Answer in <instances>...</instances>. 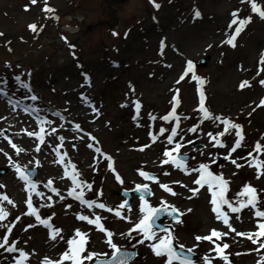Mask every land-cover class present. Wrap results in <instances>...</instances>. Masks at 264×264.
I'll use <instances>...</instances> for the list:
<instances>
[{
  "label": "rangeland",
  "instance_id": "obj_1",
  "mask_svg": "<svg viewBox=\"0 0 264 264\" xmlns=\"http://www.w3.org/2000/svg\"><path fill=\"white\" fill-rule=\"evenodd\" d=\"M155 2L160 5L158 9L151 0H47V6L54 10L48 13L44 10V0H37L34 5L31 0H0V33H3L0 35V82L3 84L0 85L12 97L24 99L32 108H39V115L51 121L45 125L46 132L51 133H46V147L37 151L35 161L30 157L26 163H20L35 169L33 180L40 192L47 190L43 198L33 193V205L38 208L42 219L51 217L50 223L63 230L61 235L65 241L75 229H80L89 233L90 251L107 252L110 256L112 250L104 243L105 234L76 218L77 213L94 218L92 213L95 212L104 218L105 227L115 233L113 240L118 246L133 249L135 244L138 255L130 264H164V258L155 256L148 242L137 243L142 237L134 234V239L129 240L120 236L133 227L132 223L113 213L72 205L65 200L72 181L64 176V172L71 161L80 173L79 179L92 185V191L84 190L86 199H95L115 208L126 199L124 194L128 191L132 196L130 215L133 222L140 217L139 194L133 190L137 184H149L154 195L148 200L153 207L159 206L163 199L183 213L181 223L163 222L171 226L174 236L185 245V249L195 246V264H203L205 254L213 258L212 264H226L211 251L215 247L213 243L195 239L196 236L210 235L213 229L228 233L220 240L215 237L213 240L221 247L224 243L229 245L225 254L230 264H264L261 261L264 248L256 250L259 243L264 242V237L253 243L246 236L236 234L259 231L260 218L254 216V210L243 209L239 219L236 213L229 212V222L236 230L230 231L211 211V194L206 186L196 196L189 191L198 187L193 184L196 174L186 175L171 164L161 165L166 159L163 152L174 147V144H167L169 133L159 136L156 142L149 135L158 134L160 127L170 130L175 126V121L166 122L159 118L172 111L173 97L178 95L180 103L176 113L181 115L178 131L184 136L180 141L183 145L180 152L191 155L188 167L211 163L215 157L217 164H211V170L222 172L230 181L226 193L229 200L245 183H249L264 201V175L257 179L256 169L239 159L252 152L258 141L264 146V106L260 105L264 99V85L260 83L264 80V71L261 70L264 64L260 63L261 54H264V19L252 12L249 0ZM256 2L264 8V0ZM195 11H199V17L195 16ZM233 12L238 13L239 19L251 17L241 38L235 41V47L223 43L237 26L229 27ZM33 24L36 25L35 31L30 28ZM207 55L210 61L193 69L194 74L203 79V84L192 79V73L181 79L187 61L200 60ZM17 76L30 85L31 91L20 86V82L14 79ZM243 81H248L250 86L241 88ZM200 91L205 95V107L213 115L230 118L242 126L245 139L232 158L245 164L244 167L238 169L223 159L235 143V130L220 137L226 148L212 147L214 141L208 133L215 135L223 131V125L211 120L201 124L198 112ZM32 95L38 99L26 98ZM113 97L115 99L111 101ZM136 101L141 105L138 116ZM8 103L5 96L0 99V185H6L1 180L10 170L13 172L11 179L19 178L13 165L10 169L5 164V158L16 153L12 145L16 144L20 149L29 147L34 156L39 142L35 136L27 134L38 131L37 113L25 112L22 105ZM6 107H9L8 112L2 114ZM149 114L157 119L150 120ZM26 124H30V128ZM76 125L84 133L79 132ZM195 125H199L195 133L185 132ZM53 128L55 132H52ZM60 136L64 137L62 145ZM176 140L179 141V137ZM96 148L101 152H96ZM53 149H58L60 156ZM102 153L112 157L113 167L123 184L115 179ZM260 158L264 159V154ZM138 170L156 174L159 182L169 184L177 195L169 194L158 183L145 180ZM68 171H72L70 166ZM164 172L170 174L164 175ZM49 180L62 189L59 196L51 195L49 188L45 187ZM21 183L24 188V182ZM6 186L10 189L9 185ZM6 186L0 188V193H5ZM10 191L15 198V209L4 202L9 215L0 221V224L12 227L9 244L15 242L17 248L30 253L27 264H41L45 256L58 259L66 250V243L59 237L56 241L49 239V230L32 216L25 215L28 211L26 195L22 200L23 196ZM101 191L102 196L98 195ZM48 196L52 199L47 200ZM45 204L52 206L41 207ZM261 208L264 210V204ZM223 210L229 211L226 205ZM122 211L128 214L126 210ZM29 224L36 226L28 227ZM5 234L7 229H0V237ZM18 255V252L9 253L0 248V264H14V257Z\"/></svg>",
  "mask_w": 264,
  "mask_h": 264
},
{
  "label": "snow or ice",
  "instance_id": "obj_2",
  "mask_svg": "<svg viewBox=\"0 0 264 264\" xmlns=\"http://www.w3.org/2000/svg\"><path fill=\"white\" fill-rule=\"evenodd\" d=\"M37 0H31V4H36ZM154 7L157 9L160 7L158 3L155 2V0H151ZM244 2V0H242ZM251 4V10L253 13H257L261 19H264V8H262L256 0H249ZM45 3V11L48 13H52L54 10L47 6V0H44ZM27 10V7H26ZM195 16L199 17L200 13L199 11H195ZM233 19L231 23L229 24V27L231 28L232 25H237L235 28L234 33L229 35L228 39L226 41H223V43H226L232 47L236 46V38L237 36L243 31L244 27L251 22V17H246L244 19L238 18V13L233 12L232 13ZM30 28L34 31L36 30V25H30ZM0 35H3V33H0ZM113 35H116V33H113ZM211 47V45H209ZM163 48V44H162ZM260 63L264 64V54H261ZM194 62L189 60L187 61V68L184 72V74L181 76V79H184V76H187L189 73H192V79L197 80L200 84H203L204 81L202 78L197 77L194 74ZM264 71V69H261ZM259 74V73H258ZM16 81L20 82V86L22 88L30 89V85L23 83L20 81V77L17 76L14 78ZM6 83V81H5ZM179 83V81L177 82ZM260 83L264 85V80H261ZM246 86H250V83L248 81H243L240 84L241 88H244ZM0 95L7 96L8 93L4 89H0ZM31 100H37L38 97L36 95H32L30 97H26ZM82 99H86L82 97ZM173 100L175 101L172 111H170L167 115L160 117L159 119H162L163 121L169 122V121H175V126L171 127V129H167L165 127H160L158 134H152L149 133L151 136L153 142H156L159 136H163L165 133H169L166 137L167 144L173 145L174 147L169 149H166L163 152V156L166 159H163L161 161V165L164 164H171L176 169H179L183 171L186 175H192L196 174V179L193 180V184L197 185L198 187L190 188L189 191L192 193V196H196L201 188H205L206 190L211 194L210 204L212 205L211 211L215 213V217L217 220H222L224 225H226L230 231L235 232L236 230L232 227L230 224V213H236V218L239 219V214L241 211L245 208H250L254 210V216L257 218H260L257 224V227L259 228V231L256 233H242L238 232L236 233L238 236H246L248 239L252 240L253 243H257L260 237H264V210H262L261 205L264 204V201H261L260 195L258 194V190L251 186L249 183H245L244 186L241 188V190L234 194V197L232 200H229L226 197V193L229 191V184L230 181L225 179L224 174L221 173H214L211 170V164H217V159L214 157L211 160V163H200L197 167H188L186 161L190 159L187 153H180V149L183 146L180 141H183L184 136L181 134V132L178 131L180 128V122H181V115L176 113V107L179 106V98L178 95L173 97ZM9 103H12V100H9ZM18 104L19 101H16ZM135 108L137 111V116L139 115V109L141 108V105L139 101L134 102ZM260 105L264 106V99L260 101ZM126 106V105H122ZM25 112H35L37 113L36 119L37 123L40 125V129L38 132H28L27 134L29 136H35L39 141L40 144L45 143V125H48L51 123V121L47 120L46 118L39 115L40 109L39 108H32V106H27L24 109ZM198 112L200 115V122L201 124L205 120H211V121H219L223 125V131L217 132L215 135L213 133L209 132L208 136L214 143L212 144V147H219V148H226L227 145L220 139V137L225 136L226 134H231L233 130H235V143L233 146L228 150L227 155L223 157V159L228 160L231 164H233L236 168H242L245 166V164H241L237 162V159L232 158V154L235 153L238 149L242 147V141H244L245 137L243 135V129L242 126L233 122L230 118L222 117V116H215L213 115L206 107H205V95L203 91H200V101H199V107ZM57 115H59L57 113ZM136 117H134L135 119ZM187 117H185L186 119ZM150 120H155L157 117L152 116L149 114ZM76 129H79V125L75 126ZM199 128V125H195L191 128H188L185 130V132H191L195 133L197 129ZM56 129L53 128L52 132H55ZM2 134V133H0ZM48 135H51V133H47ZM179 137V141L176 140V138ZM94 139V138H93ZM59 140L61 142V145L64 141V137L60 136ZM11 143V141H9ZM191 143V141H189ZM13 148L16 149L17 154H19L22 149L18 148L15 144L12 145ZM91 147V145H89ZM144 147H148V145H145ZM57 152V155L60 156L58 149H53ZM141 151L144 149L141 148ZM2 151V150H0ZM36 151H40V145L38 144L36 147ZM96 152H101L100 148H96ZM253 152L256 153V155H253ZM173 153H176V155H173ZM103 154V153H102ZM264 154V146L260 144L258 141L255 145V148L252 152H249L246 157H240L239 159H243L246 162V165L248 167H254L256 169V177L257 179L260 178L261 175H264V159L260 158V155ZM7 155V153H5ZM67 155L66 153L64 154ZM105 156V159L108 161V168L113 171L115 174V179L123 184V179L121 176L116 172L115 168L113 167L112 158L108 156L107 154H103ZM60 162L63 163V157H61ZM9 163L13 165L15 168V171L21 181L24 182L25 187L28 191V199L26 201L28 211L25 213V215L28 216H34L35 220L38 224L43 225L46 229L49 230V239L56 241L57 238L61 241H64L67 245L66 250L59 256L58 259H51L47 256H45L41 262V264H130V261H132L138 253L134 250H128L126 248H122L121 246H118L117 243L114 242L113 237L115 233L111 230H108L105 228L104 224L102 223V219H104L102 216L96 214L95 212L92 213L94 218H90L89 215H84L82 213H77L76 218L80 221H86L89 225H95V229L97 231L103 232L106 236V239L104 243L107 244L108 248L111 249V255L107 252H96V251H90L89 245H90V239H89V233L83 232L80 229H75L73 235L68 238L65 241V238L62 233V229L54 227L51 223V217L47 219H42L39 215L38 208L34 207L32 202V194L35 193L37 197H44V193L37 190V183L33 180V176L35 174V169H29L27 166H21L18 163H15L11 160V157H9ZM38 164V161H37ZM71 167L72 171H68V167ZM139 175L143 177L145 180L153 181L155 183H158L159 186L164 189L166 192H168L171 195H177L176 192L173 191L171 186L169 184L160 183L158 176L154 173L146 172L143 170H138ZM164 175H169L170 173L164 172ZM235 175V173H233ZM64 176L70 177L72 181V188L69 190L68 195L73 197L75 200L79 201V203L83 206H86L88 209H101L104 211H107L109 213H113L117 218L124 219L128 221L129 223L133 224V227L130 228L127 232L120 233V236L122 238H126L129 240L134 239L135 237H142L137 239V243L144 244L145 242H148V247L152 250L153 254L157 257L164 258V264H195L193 259L194 254V247L193 248H187L185 249V245L180 244L178 242L177 237L173 234V229L169 224H165L162 220V217H171L174 222L181 223L180 216L183 215V213L179 212V209H177L174 205H169L166 201L161 199L160 205L153 207L149 200L146 197H151L154 195L152 192L149 184L143 183V184H137L135 186L134 192L139 193V213L140 217L138 221L133 222L131 218V203L126 198L121 204L113 208L112 206H109L103 202H98L95 199H86L85 198V189L92 191V185L87 183L86 181L79 179L80 173L75 170V165L71 164V161H69V164L65 167ZM173 183H181L179 181H174ZM183 187H187V185H181ZM4 185H0V188H4ZM45 187L49 188L53 193L56 195H60L59 190L52 187V181L49 180L48 183L45 185ZM76 189H80V191H76ZM98 195L102 196L103 192H99ZM125 195L127 196V191L125 192ZM191 198V197H189ZM52 197L48 196L47 200H51ZM61 199L63 197L61 196ZM7 202V204L13 205L15 207V203L12 199H10L6 194L0 193V221L5 220L9 212L4 206V202ZM227 206L228 212H225L223 210V206ZM51 204H45L41 205V207H51ZM68 207H71V205H68ZM128 214H125L124 211ZM188 211H191L189 209ZM55 214L53 213V216ZM17 220L20 219V217H16ZM35 224H29L28 227H35ZM7 229V234H5L3 237H0V248L5 249L9 253H16L18 252L19 255L14 257V264H27L29 260L30 253L26 252L22 248H17L15 245V242L9 244V235L12 233V227H9L5 224H0V229ZM227 232H220L218 230L213 229L210 233V235L206 236H196V241H209L215 245V247L211 250L216 253V257L222 259L226 262V264H230L228 255L225 254V249L229 248V245L227 243L223 244V247L219 243H216L215 240H213V237L216 238V240H220L223 236H227ZM175 241V243H174ZM132 248L135 249V244L132 245ZM260 248H264V242L259 243V247L256 249L259 251ZM85 253H87L85 255ZM34 254V253H32ZM213 258L210 257L208 254H205L202 257L203 264H212ZM261 261H264V257H261ZM260 264V262H258Z\"/></svg>",
  "mask_w": 264,
  "mask_h": 264
},
{
  "label": "bare ground",
  "instance_id": "obj_3",
  "mask_svg": "<svg viewBox=\"0 0 264 264\" xmlns=\"http://www.w3.org/2000/svg\"><path fill=\"white\" fill-rule=\"evenodd\" d=\"M260 23H263V22H260ZM262 27H264V25L262 26ZM231 33H233V31L231 32ZM237 37H240V34L237 36ZM116 89V88H115ZM2 98V96L0 95V99ZM115 99V97H113L112 98V100L111 101H113ZM9 104V103H8ZM5 109V108H4ZM8 109H9V107L7 108L6 107V110L5 111H3L2 112V114H6L7 112H8ZM13 115H14V113H12ZM13 118H16L15 116H13ZM28 125H30V124H28ZM141 128H143V126L141 127ZM30 137H33V136H30ZM46 147V146H45ZM44 147V148H45ZM18 148H20V147H18ZM15 149V148H14ZM15 151H16V149H15ZM159 151H160V149H159ZM32 153H33V151H31L30 149H29V147H22V151H20L19 152V154H17V151H16V153H14V155L13 156H11V155H9V156H7L6 158H5V164H6V166H9L10 167V169H11V167H12V164H10L9 163V157H11V160L14 162L15 160V163H18L19 165H20V163H26L25 161H29V158L31 157L32 158V160L33 161H35L37 158V156H38V154L37 153H39V152H34V156L32 155ZM111 157V156H110ZM112 158V157H111ZM13 176V172H12V170H10V172H8L6 175H5V177H3V179L1 180L2 182H3V184H6V185H9L10 186V189L17 195V196H19V197H21V196H23V199L22 200H24L25 199V196H24V193H23V189H22V185H21V182H20V180L18 179V180H16V179H14V178H12L11 179V177ZM5 182V183H4ZM6 185H4V186H6ZM10 189H8L7 188V186H6V189H3L4 191H5V193L4 194H6L10 199H12L13 201H15V198H13L12 196H11V191H10ZM38 189V188H37ZM46 195L47 194H44V197H46ZM33 197V196H32ZM6 202V201H5ZM7 203V202H6ZM13 206V205H12ZM14 209H15V207H14ZM24 219V218H23ZM25 220V219H24Z\"/></svg>",
  "mask_w": 264,
  "mask_h": 264
}]
</instances>
